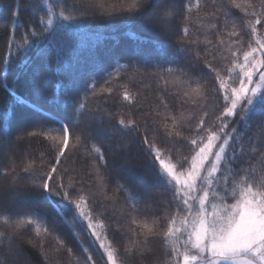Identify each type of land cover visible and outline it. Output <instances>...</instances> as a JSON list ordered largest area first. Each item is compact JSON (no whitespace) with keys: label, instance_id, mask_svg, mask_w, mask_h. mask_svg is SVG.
Returning <instances> with one entry per match:
<instances>
[{"label":"snow or ice","instance_id":"obj_1","mask_svg":"<svg viewBox=\"0 0 264 264\" xmlns=\"http://www.w3.org/2000/svg\"><path fill=\"white\" fill-rule=\"evenodd\" d=\"M9 10L0 61V84L12 97L0 109V158L9 161L0 166V264H35L27 249L41 264H97L89 245L100 264H264V0L0 2V14ZM22 10L36 18L26 28ZM97 18L176 43L158 40L130 63L94 62L78 79L63 68L61 42L70 28L101 26ZM52 52L62 78L46 110L39 98L51 83ZM14 59L26 95L8 88ZM35 138L48 143L53 161L32 157ZM133 143L151 158L154 180L131 175ZM110 232L124 237L122 250Z\"/></svg>","mask_w":264,"mask_h":264},{"label":"trees","instance_id":"obj_2","mask_svg":"<svg viewBox=\"0 0 264 264\" xmlns=\"http://www.w3.org/2000/svg\"><path fill=\"white\" fill-rule=\"evenodd\" d=\"M0 2L13 7L16 3H19L21 7L24 8L29 3V0H0ZM20 18L25 22V28L28 26V23H34L36 20V18L29 12L23 10L21 11ZM10 19L11 11H2V14H0V61L4 59L7 52L8 39L10 36ZM94 23L101 26L93 29L70 28L65 38L66 44L64 41L61 42L63 45L61 53L63 68L70 70L78 79L81 75L86 74L91 70L94 62H102L105 67L113 66L117 59L123 63H130L134 62L132 59L134 54L141 50L145 52H153L152 46L156 44L158 40L172 45L176 43L175 36H158L155 31L144 29L139 26L128 27L118 24V22H113L111 26H103L107 24V22L100 20L99 18H97ZM176 23L179 25L180 21L177 20ZM24 30V28H18L16 30L17 39H19L20 34ZM49 58L53 61V69L50 76L51 83L48 86V90L39 98V103L42 104L46 110L53 108V106L49 103V100L52 97L57 80L62 78L57 75L56 53H50ZM18 64L19 61L14 59L12 68L8 74L7 85L9 89L14 90L17 94L26 95L24 83L22 79H19L17 76V73L20 71ZM95 78L100 83L103 82L100 75H97ZM0 81H2V77H0ZM145 91L148 90L146 89ZM11 103L12 97L9 95V92L5 90L2 84H0V109H5ZM109 106L114 107L115 105L110 102ZM21 111L22 108L20 106H16L14 108L15 115L11 118V122L13 124L16 122V119L19 117ZM135 111L143 112L145 109L137 107ZM2 122V117H0V123ZM69 143L71 146V139ZM28 151L34 158L38 159L41 154H43L45 159L50 162L53 161V150L49 147L48 143L41 138H35L29 146ZM19 159L20 157L17 156V163H19ZM74 159L77 160V167H80L82 164V157H74ZM0 166H9V161L6 158H0ZM128 166L131 175L136 177L138 180L152 181L155 179L154 170L151 168V158L142 154V151L137 143H133L129 149ZM6 184L7 180L0 177V190H2ZM109 192L111 194V187ZM167 196L170 197L171 193L168 192ZM9 207H14V205H9ZM36 210L39 211L41 215L48 216L49 219H51L52 213L50 209H46L43 205H38ZM61 234L65 236L74 251L79 254V246L71 239L70 235H68L64 230H62ZM25 235H32L30 228L26 230ZM109 235L112 236L113 243L122 250L125 243L124 237H122L119 233L113 235L112 232H110ZM84 240L87 245L88 238L84 237ZM49 243L52 242L50 241ZM27 251L31 253L35 264H41V258L35 250L27 249ZM89 251L93 253V258L97 259V264H100L99 253L94 251L90 245ZM62 259L66 261L68 258L64 255L62 256Z\"/></svg>","mask_w":264,"mask_h":264}]
</instances>
